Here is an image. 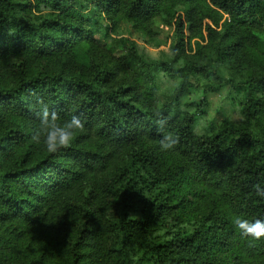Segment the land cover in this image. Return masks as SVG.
<instances>
[{"label":"trees","instance_id":"obj_1","mask_svg":"<svg viewBox=\"0 0 264 264\" xmlns=\"http://www.w3.org/2000/svg\"><path fill=\"white\" fill-rule=\"evenodd\" d=\"M158 18L175 35L169 60L128 46L113 61L88 29L150 35ZM222 90L242 122L194 135ZM44 106L84 123L56 153L32 140ZM263 116L264 0H0V264H21L14 242L23 264H264V238L233 223L264 219Z\"/></svg>","mask_w":264,"mask_h":264},{"label":"rangeland","instance_id":"obj_2","mask_svg":"<svg viewBox=\"0 0 264 264\" xmlns=\"http://www.w3.org/2000/svg\"><path fill=\"white\" fill-rule=\"evenodd\" d=\"M102 26H105L106 23H102ZM117 30L114 32L110 30L108 34L103 35L100 33L97 25L94 20L89 22L88 29L93 33L96 44L106 53L107 56L112 58V60H116L126 53V48L131 46L136 49L137 53L144 57L147 61L154 60H169L171 57V49L175 43V35L172 31V28L165 26L161 20L155 19L153 24L150 27V35H143L140 32L134 31L131 26L126 23H119ZM201 45H207V41H202ZM191 52H188V56L198 55V51L195 46V41L191 42ZM153 54L155 55V59L152 58ZM78 60L81 63H85V60L81 54L78 55ZM227 72H223V76H228ZM164 77L158 81V95L160 97H164L170 93L173 88V84L168 85L164 82ZM168 80V79H167ZM190 99L189 101H200L202 100L201 96H196V91L192 89L190 91ZM210 95V94H209ZM206 97V107L205 113L208 121V129L217 127L223 119H228L234 123H241L242 119L239 114V108L235 101V95L229 94L226 90H222L221 92L215 94L219 99V105L217 107H213L209 101L208 97ZM264 120V116H263ZM13 227V226H10ZM32 232L29 231L26 233L25 241L27 245L30 246L29 250L33 247L35 250V246L30 241H34V237L32 236ZM55 247L53 252L56 256L60 254V248L57 245V242L53 240ZM22 244V243H21ZM15 247L18 246L17 256L15 257L16 263H26V256L23 250L21 249V245L18 242H14Z\"/></svg>","mask_w":264,"mask_h":264},{"label":"clouds","instance_id":"obj_3","mask_svg":"<svg viewBox=\"0 0 264 264\" xmlns=\"http://www.w3.org/2000/svg\"><path fill=\"white\" fill-rule=\"evenodd\" d=\"M48 9H41V12H47ZM155 59V55L152 56ZM163 75V74H162ZM164 82L168 85L173 84L172 81L164 79ZM209 103L213 107L219 105V99L217 95L210 94L208 97ZM40 131L35 132L32 135L34 142L40 143L41 136H43V145L48 153H56L62 148H67L78 130H84V123L79 116H72V118L62 125L57 123V114L55 112H49L47 106H44L39 112ZM159 116V113H157ZM159 127L163 129L166 125V119H158ZM208 129V121L206 117L199 118L193 125V134L198 137L206 135ZM176 139L171 134H164L159 140V150L162 152L173 151L176 145ZM255 194L257 197L264 198V187L260 184L254 185ZM234 226L240 230V235L245 238H251L254 240H260L264 238V219H256L255 221H249L242 219L239 216L233 221Z\"/></svg>","mask_w":264,"mask_h":264}]
</instances>
